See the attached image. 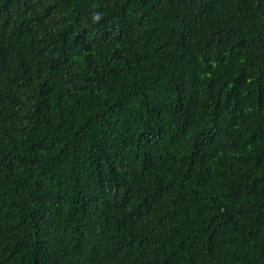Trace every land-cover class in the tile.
<instances>
[{
  "label": "trees",
  "instance_id": "16d2710c",
  "mask_svg": "<svg viewBox=\"0 0 264 264\" xmlns=\"http://www.w3.org/2000/svg\"><path fill=\"white\" fill-rule=\"evenodd\" d=\"M0 264H264V0H0Z\"/></svg>",
  "mask_w": 264,
  "mask_h": 264
}]
</instances>
